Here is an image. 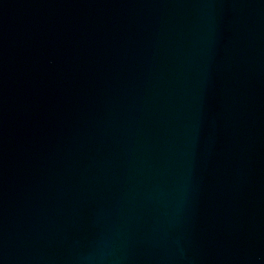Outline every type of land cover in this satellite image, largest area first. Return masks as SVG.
Listing matches in <instances>:
<instances>
[{
  "label": "water",
  "instance_id": "95a60500",
  "mask_svg": "<svg viewBox=\"0 0 264 264\" xmlns=\"http://www.w3.org/2000/svg\"><path fill=\"white\" fill-rule=\"evenodd\" d=\"M0 264H264V0H0Z\"/></svg>",
  "mask_w": 264,
  "mask_h": 264
}]
</instances>
